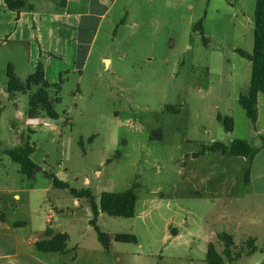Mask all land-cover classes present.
Masks as SVG:
<instances>
[{
    "label": "rangeland",
    "instance_id": "374dc122",
    "mask_svg": "<svg viewBox=\"0 0 264 264\" xmlns=\"http://www.w3.org/2000/svg\"><path fill=\"white\" fill-rule=\"evenodd\" d=\"M255 1L246 0V15L237 19L224 6L214 4L207 10L203 33L185 21V11L165 8L164 1L150 5L136 0L126 6L113 31L104 35L102 30L80 84L78 76H70L61 92L50 90L53 99H61L56 104L60 119H49L44 111L37 115L50 128L26 124L29 99L38 87L12 93L10 99L4 94L10 50L0 47V198L4 200L0 206L6 208L7 216L29 220L26 200L31 198L36 205L45 197L44 215L53 214L55 227L64 224L71 234L70 245L100 246L88 212L71 215L74 196L55 187L44 190L51 183L48 173L73 189H89L98 205L102 193L125 192L137 185L138 212L149 203L147 220L153 228L164 229L167 221L176 223L186 214L184 209L193 211L195 230L206 229L207 222L222 227L215 203L228 198L230 185L220 182L230 181L238 192L245 163L220 153H198L214 142L230 145L234 139L247 140L249 119L239 96L250 87L252 64L236 50L253 53ZM108 35L114 39L106 42ZM103 58L112 59L111 68ZM20 76L26 80L25 74ZM16 96L17 106L26 112L23 119H14L17 111L10 103ZM219 116L234 119L232 133L226 132ZM26 144L35 148L32 159L43 170L33 179L24 176L20 165L5 153ZM196 176L198 181L212 178L213 182L204 186L193 181ZM53 205L66 214L69 210L70 217L50 211ZM98 225L110 235L132 234L134 227H144L141 220L107 214ZM86 227L90 228L82 237ZM120 246L134 249L133 244L117 243V251ZM263 255L259 252L255 259ZM144 261L155 264L157 260L144 257Z\"/></svg>",
    "mask_w": 264,
    "mask_h": 264
},
{
    "label": "crops",
    "instance_id": "0c3cea01",
    "mask_svg": "<svg viewBox=\"0 0 264 264\" xmlns=\"http://www.w3.org/2000/svg\"><path fill=\"white\" fill-rule=\"evenodd\" d=\"M21 1L24 2V6L19 11H13L8 9L6 0H0V47L10 50L8 66H13L18 80L26 82L35 73L39 61L42 60L45 80L50 84L61 83L63 89L64 82L70 76H78L80 84L88 59L100 40L102 30L104 35L106 32H112L113 27L125 13V9L133 5L136 0ZM144 1L150 5L157 4V1L161 4L164 1L165 8L185 11L187 15L184 19L192 26H196L200 21L204 24L208 17L207 10H211L214 4L217 8L218 5L224 6L235 19L240 15H246V0H235L236 4H233L232 0H225V4L222 0ZM216 11L219 12V10ZM104 39L109 42L114 38L113 35H108ZM103 60H108V67L111 68L112 59L103 58ZM21 73L26 75V80H22ZM4 94L7 97L10 96L7 90ZM0 98H2L1 95ZM18 101L16 96L10 103L17 111L14 119H23L29 108L23 112L17 106ZM258 113L256 125L254 126L249 120L246 132V141L261 149L251 163L250 183L245 184L244 178L240 190L234 192V185H231L230 181L220 182L230 185L228 198L215 203L221 218L218 224H222V227H218L214 222H207L209 225L206 229L195 230L191 223V219L195 217L193 211L184 209L186 214L180 219H178L179 214H176L175 218L178 219L176 223L167 221L164 229L153 228V222L147 220L150 210L146 209L149 203L143 204L142 210L138 212L139 197L136 193L138 197L136 216L132 220H141L144 226L141 230L134 227L131 232L137 236L138 242L133 244V250L120 246L118 250L121 251H117L115 247L117 243L114 242L111 250L105 251L100 242V246L96 248L82 242L70 245L71 234L67 228H64V224L59 223L55 227L53 214L44 215L43 203L46 202V198L42 197L41 202L36 205L31 202V198H28L26 202L30 210L29 220L12 219L9 215L7 216L6 208L0 206V264H110L109 258L114 259L117 264H150L144 261V257L157 260L155 264H207L208 247L211 243L217 246L220 254L223 253V244L218 240V235L221 233L233 236L235 242L232 249L233 256L239 252L243 254L232 263H228V259L225 258L228 264H244V259L248 260L247 264H262L264 255L258 259L255 258L259 252L264 251L263 93L258 96ZM241 159L245 163L246 170L249 161L246 158ZM198 178V176L194 177L193 181H198ZM198 182L209 186L213 179L202 178V181ZM51 187L54 188L52 180L49 187L44 190L48 191ZM37 190L43 189H31L34 192ZM190 195L194 196L191 192ZM15 198L18 201L22 199L18 194ZM3 201L0 198V205ZM74 206L75 211L71 214L72 216H81L84 210L88 212V216H91L90 200L75 198ZM52 207L50 211H56L60 216L70 217L69 210L66 214L64 209H58L54 205ZM19 209L17 207V210ZM48 228L52 231L50 236L45 235ZM88 228L90 227H86L85 232L81 234L82 237H85ZM57 234L69 236L65 253L42 252L37 249L38 242L50 240ZM251 240L254 241L258 250L250 255L246 247Z\"/></svg>",
    "mask_w": 264,
    "mask_h": 264
},
{
    "label": "trees",
    "instance_id": "16d2710c",
    "mask_svg": "<svg viewBox=\"0 0 264 264\" xmlns=\"http://www.w3.org/2000/svg\"><path fill=\"white\" fill-rule=\"evenodd\" d=\"M8 9L13 11H19L24 6V2L19 0H6ZM196 30L203 33V24L200 21L196 27ZM206 44V39L204 38ZM236 52L249 60L252 64L251 83L248 91L239 96V104L242 106L248 119L255 126L258 119V96L260 93L264 94V0H256L255 12H254V50L253 53H248L243 50L237 49ZM8 86L7 91L9 94L17 92H25L30 90L33 86L38 87L37 92L29 99L28 116L30 118H36L39 111H44L49 119L58 121L60 116L56 110V104L60 103L61 99H53L50 95V90H56L61 92L62 85L50 84L45 80L44 76V64L42 60L39 61L36 71L31 75L26 82H21L17 79L13 66L7 67ZM26 83V84H24ZM0 109V114H1ZM218 119L223 122L227 133L234 131L235 122L232 117H221ZM161 138V132H157ZM261 149L252 146L248 141L242 139H234L230 145H225L220 142H214L208 147H204L198 153V156L205 155L207 152L220 153L223 156L246 158L249 161V165L245 172V184L250 183L251 176V163L260 152ZM35 152V148L29 144L23 147H16L9 149L5 153L21 167V173L28 179H33L35 176L43 172L42 168L36 164L32 159V154ZM119 154V153H118ZM53 183V186L58 189L68 190L75 198H86L91 202V220L90 225L97 233L98 241L102 245L105 251H110L114 242L124 244H136L138 242L137 236L134 234H116L110 235L101 231L98 220L101 214H107L112 217H119L125 219H132L136 216V207L138 197L136 194L137 185L125 192L112 193L104 192L100 196L99 205L96 203L92 192L89 189L77 190L71 188V186L60 180L54 174L45 173ZM52 231L48 228L45 231L46 236H50ZM218 240L223 244L224 250L220 254L217 250V246L211 243L208 247L207 264H228L242 257V253H236L232 255V249L235 246L234 238L227 233H221L218 235ZM69 236L67 234H57L50 240L40 241L36 244L39 251L42 252H55L65 253L67 251V245ZM248 254H254L257 252V248L254 245V241H249ZM264 253V251H262ZM228 259V263L225 261ZM264 264V261L262 262Z\"/></svg>",
    "mask_w": 264,
    "mask_h": 264
},
{
    "label": "built area",
    "instance_id": "2783aa9c",
    "mask_svg": "<svg viewBox=\"0 0 264 264\" xmlns=\"http://www.w3.org/2000/svg\"><path fill=\"white\" fill-rule=\"evenodd\" d=\"M26 124L34 128L42 127V126L46 128L51 127V124L49 122H43L41 118H38V117L27 119Z\"/></svg>",
    "mask_w": 264,
    "mask_h": 264
},
{
    "label": "water",
    "instance_id": "95a60500",
    "mask_svg": "<svg viewBox=\"0 0 264 264\" xmlns=\"http://www.w3.org/2000/svg\"><path fill=\"white\" fill-rule=\"evenodd\" d=\"M106 62L108 63V60Z\"/></svg>",
    "mask_w": 264,
    "mask_h": 264
}]
</instances>
